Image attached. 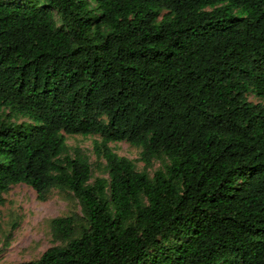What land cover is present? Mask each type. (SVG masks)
<instances>
[{
	"label": "trees",
	"instance_id": "1",
	"mask_svg": "<svg viewBox=\"0 0 264 264\" xmlns=\"http://www.w3.org/2000/svg\"><path fill=\"white\" fill-rule=\"evenodd\" d=\"M95 134L90 185L63 135ZM18 184L82 213L18 264H264V0H0V205Z\"/></svg>",
	"mask_w": 264,
	"mask_h": 264
},
{
	"label": "rangeland",
	"instance_id": "2",
	"mask_svg": "<svg viewBox=\"0 0 264 264\" xmlns=\"http://www.w3.org/2000/svg\"><path fill=\"white\" fill-rule=\"evenodd\" d=\"M52 15L56 26H60V20L54 11ZM103 32L107 30L103 29ZM247 100L253 104L260 102L250 95L247 96ZM1 114L2 119L6 120L5 116L9 112L2 109ZM7 122L17 125L30 123L25 117L15 114ZM63 137L66 146L65 155L73 158L78 154L89 164L88 184L92 185L98 178L107 180L105 162L101 157L96 156L93 150L95 144L100 142L99 135H63ZM106 146L118 157L131 161L136 172L143 173L149 178L154 172L163 170L168 165V160L163 155H157L150 160L148 166H144L139 161L141 148L126 142H109ZM2 198L0 264L35 261L46 249L63 246L62 242L52 236L49 221L71 214L82 216L78 202L67 190L51 189L46 200L39 202L29 187L18 184L10 186Z\"/></svg>",
	"mask_w": 264,
	"mask_h": 264
}]
</instances>
